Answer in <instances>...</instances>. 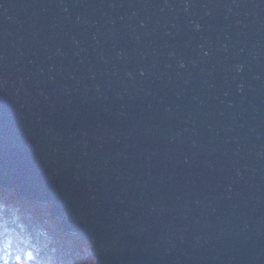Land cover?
Wrapping results in <instances>:
<instances>
[{"label": "water", "instance_id": "water-1", "mask_svg": "<svg viewBox=\"0 0 264 264\" xmlns=\"http://www.w3.org/2000/svg\"><path fill=\"white\" fill-rule=\"evenodd\" d=\"M0 189L96 264H264V0H0Z\"/></svg>", "mask_w": 264, "mask_h": 264}, {"label": "trees", "instance_id": "trees-1", "mask_svg": "<svg viewBox=\"0 0 264 264\" xmlns=\"http://www.w3.org/2000/svg\"><path fill=\"white\" fill-rule=\"evenodd\" d=\"M0 264H96L90 245L67 235L49 208L0 189Z\"/></svg>", "mask_w": 264, "mask_h": 264}]
</instances>
